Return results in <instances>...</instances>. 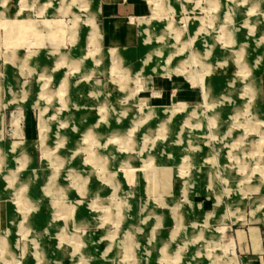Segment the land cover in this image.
<instances>
[{
    "label": "rangeland",
    "instance_id": "rangeland-1",
    "mask_svg": "<svg viewBox=\"0 0 264 264\" xmlns=\"http://www.w3.org/2000/svg\"><path fill=\"white\" fill-rule=\"evenodd\" d=\"M142 1L127 58L83 78L59 58L109 47L97 1L0 0V50L52 70L16 75L50 104L6 107L28 135L0 128V264H240L229 213L264 220V0Z\"/></svg>",
    "mask_w": 264,
    "mask_h": 264
},
{
    "label": "crops",
    "instance_id": "crops-1",
    "mask_svg": "<svg viewBox=\"0 0 264 264\" xmlns=\"http://www.w3.org/2000/svg\"><path fill=\"white\" fill-rule=\"evenodd\" d=\"M90 1L91 8L94 7L96 1L98 2V11L93 13V15L89 14L90 17L87 19L89 25L88 39L90 43L94 45H107L109 47L105 48L104 51H102L101 48L96 47L92 54H90L95 67L88 66L87 63H85L86 57H80L75 51L63 53L59 58L60 60H66L69 64H71L73 71L81 73L82 76H84L83 78H86L90 72H101L103 70L102 65L96 66L100 60H109L111 64H113V60L109 55V50L111 49H117L120 53H122L124 55V60L127 58V52L130 51L125 53V51H122L116 46L119 44H128L134 41L135 32L132 30V25L130 22L132 20H136L138 22L139 18H143L144 12H146L147 8L142 0ZM40 8L45 9L44 12L47 13L46 16H49L48 12H52V9H49L48 0H42V3L37 10ZM43 21L45 24H50V20ZM28 24V21H22L19 24V27H21L20 31L22 32H15L16 35H21L16 36L15 40L26 39V37H28V42L39 41L40 34L29 27ZM8 27L9 26H6V28ZM27 28L28 33H23ZM50 34L54 35L55 30L51 31ZM91 39L93 41H91ZM44 57H42V59L35 57V62H32V59H29L28 55H22L17 50H9L4 52L0 50V73H4V80L0 79V90L3 86L4 88H7L5 89L7 92L6 96H0V108L3 107V109L0 110L2 122V125L0 123V128H2L1 137H3V135H9L11 137L23 134L28 135V133L33 129L30 119H26V125L24 123L25 120L23 119L24 126L22 125L21 127H16L15 125H12L13 110L6 111L7 106H17L26 100L29 104L38 105L39 107H48L50 105L48 103H35V101L30 103L28 97L25 96V90L23 86L26 84V82L22 79L18 81L17 79L19 78L16 76L17 74L20 75L23 72L22 67L25 65L27 72H37L41 77L47 76V78H49L51 76L49 73H51L50 71L52 70H50L48 66V57ZM4 64L7 65L4 66ZM8 64L12 67H8ZM162 84H164V81H162ZM162 84H159V86H162ZM164 86L166 87V84H164ZM17 89L21 93V96H19L20 93H17ZM18 112L19 111H17V113ZM71 118L74 119L75 116H72ZM229 216L235 217V219H239L240 222L243 223L241 224L239 222L230 221V223H237L241 225L240 227L234 228L232 230L233 233H231L234 239L232 248L235 251L233 256H229L234 258V262L231 263L240 262L241 264L243 259L249 261L252 258L253 260H257V262H259L256 264H264V220L256 219L257 217H251L250 219V215L249 218L244 217L243 213L241 212L238 215L234 214V216L232 213H229ZM220 218L222 221H224V215H222ZM244 220H246V222H244Z\"/></svg>",
    "mask_w": 264,
    "mask_h": 264
},
{
    "label": "bare ground",
    "instance_id": "bare-ground-1",
    "mask_svg": "<svg viewBox=\"0 0 264 264\" xmlns=\"http://www.w3.org/2000/svg\"><path fill=\"white\" fill-rule=\"evenodd\" d=\"M219 5H220V4H219ZM69 94H70V93H69ZM107 156H108L109 158L113 157V155H112V154H111V155H109V154H108ZM107 156H106V157H107ZM112 159H113V158H112Z\"/></svg>",
    "mask_w": 264,
    "mask_h": 264
}]
</instances>
